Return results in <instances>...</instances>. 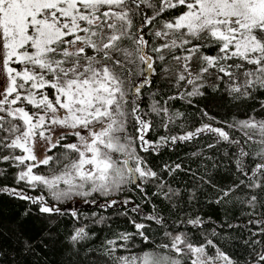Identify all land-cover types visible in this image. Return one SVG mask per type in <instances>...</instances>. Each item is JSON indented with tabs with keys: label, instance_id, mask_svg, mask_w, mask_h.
Returning a JSON list of instances; mask_svg holds the SVG:
<instances>
[{
	"label": "snow or ice",
	"instance_id": "obj_1",
	"mask_svg": "<svg viewBox=\"0 0 264 264\" xmlns=\"http://www.w3.org/2000/svg\"><path fill=\"white\" fill-rule=\"evenodd\" d=\"M170 11L178 14L163 18ZM205 49H214L215 54ZM213 76L217 83H209ZM157 77L174 81L178 90L186 86L191 90L177 91L163 103L155 98L159 90L150 91L152 100L145 111L143 89H151ZM221 83L235 101L256 99V93L264 92V0H0V151H8L0 161H11L17 168L23 165L16 184L25 183L41 194L32 196L8 186L0 187V193L36 205L41 214H70L73 219L79 218L72 207L76 198L105 209L128 205L130 198L111 197L129 190L147 196L145 185L150 183L159 182L153 195L171 201L179 191L167 186L141 153H158L169 141H190L207 132L218 138L217 143L235 146L237 171L247 180L220 189L222 195L215 202L244 185L261 195L240 202L249 207L248 215L262 216L256 209H264V100L247 118L225 122L238 129L243 140L232 139L212 124L156 141L146 138L155 130L152 115L164 121L165 129L184 116L173 112L169 101L193 105V97L205 94L202 89L216 91ZM54 128L61 130L55 139L45 134ZM37 137L50 145L48 151H64L41 155L36 151ZM17 149L23 154H14ZM246 158L253 167H248ZM41 165L48 167V175L33 171ZM164 170L171 174L182 169L175 164ZM100 197L103 203H98ZM132 210L137 212L139 205ZM146 219L164 226L158 215ZM132 223L135 231L118 237L124 243L108 241L114 245L106 253L112 264H264V243L259 239L264 236V219L247 222L255 230L249 229L251 236L244 241L250 252L243 262L230 258L211 239L197 245L183 233L165 230L168 242L154 244L145 234L148 225ZM187 223L197 226L204 221L197 217ZM212 234L217 235L215 229ZM87 237L85 228L79 227L66 242L75 250ZM136 237L142 245L154 246L133 252ZM55 238L49 229L39 244L46 248L44 240ZM18 244L23 253L37 248L36 241L22 234ZM117 249L130 254L116 255ZM4 255L0 248V261Z\"/></svg>",
	"mask_w": 264,
	"mask_h": 264
},
{
	"label": "trees",
	"instance_id": "obj_2",
	"mask_svg": "<svg viewBox=\"0 0 264 264\" xmlns=\"http://www.w3.org/2000/svg\"><path fill=\"white\" fill-rule=\"evenodd\" d=\"M148 14L151 15V10L148 11ZM176 14L178 13L170 11L165 13L163 18H170ZM151 27L150 25L149 28ZM160 42L156 41V43ZM204 51L209 55L215 54L214 49H205ZM193 67L195 68L196 65L193 64ZM209 83H217L215 76L211 77ZM173 84L174 81L155 78L151 89L148 87L143 89L144 97L141 107L145 111L148 110L152 100L150 91L159 90L160 94L155 98L163 103L167 97L176 94L177 91L191 90V86L178 90ZM202 91L205 93L203 96L192 98L193 105L180 99L168 102V106L173 112H182L184 116L178 118L175 123L169 124L167 129L162 127L164 121L161 118L152 115L150 118L155 130L150 132L146 138L156 141L160 137L179 136L189 131H195L203 124H212L213 127L223 128L229 132L232 139L243 140L240 131L229 128L225 122L232 123L234 120L245 119L248 115L253 114V109L259 111L260 101L264 100V92L256 93V99L235 101L224 92L222 83L219 90L214 91L211 87H206ZM201 110L207 111L209 116L215 117V120L204 116ZM71 139L69 137L64 142H69ZM217 139L215 135L205 132L190 141H178L175 144L169 141L160 148L158 153H141L145 156L149 166L160 174L167 186H170L173 191H179L180 195L173 197L171 201L164 198L163 195H153L157 191L159 182L150 183L145 185L147 196H144L139 190H129L111 197L119 201L130 198L132 202L128 205L121 204L105 209L95 204H85L83 200L76 198L72 207L78 210L79 218L73 219L70 214L63 217H50L41 214L36 205L9 194L0 193V248L5 253L0 264H112L106 253L114 245H110L108 241H115L117 245L124 243L118 237L121 233L135 231L133 220L136 223L148 225L145 234L154 244L168 242V238L163 235L165 230L173 235L183 233L197 245L205 243L206 239H211L230 258L243 262L250 252L244 241L251 236L249 229L255 230V226L249 225L247 222L250 219H264V215H248L249 207L240 201L247 200L253 194L259 196L261 193L260 190L253 193L241 185L221 203L215 202L217 197L222 195L220 189L227 190L239 183L240 180H246V177L242 176L236 168L235 146H230L222 140L217 143ZM209 144H215V147L209 148ZM254 149L255 146H252V150ZM63 151L62 148H56L47 151V153L53 155ZM7 154V150L0 151V155ZM14 154L21 155L23 153L17 149ZM175 164H180L182 170L171 174L164 170L166 165L174 168ZM246 164L248 167L254 166V162H248L247 158ZM23 167L21 165L20 168H17L11 161H0V187L21 188L33 194H41L39 189L32 191L25 183L16 184V174ZM33 171L49 174L48 167L43 165ZM205 181H210V183ZM212 185L216 187L213 188ZM193 193L195 198L190 199ZM44 195L50 203H54L46 192ZM103 202L104 198L100 197L98 203ZM136 205H139V210L134 212L132 209ZM60 206L67 207V205ZM28 209H31V212L25 216L24 213ZM256 211L264 213V209L259 207ZM148 215L161 217L164 226L147 220L146 216ZM101 217L104 218L103 222L97 223ZM197 217L204 221L202 225L193 226L187 223L189 219ZM79 227L85 228L88 237L76 244L75 250H71V246L66 242V237ZM49 229L56 238L54 241L44 240V243L48 245L45 248L39 244V241ZM213 229L217 235L212 234ZM21 234L37 242L34 252H21L18 244ZM256 238L253 237V239ZM259 239L264 243V236ZM135 244L136 247L132 251L137 253L142 249L154 246L153 244L142 245L140 237L135 238ZM209 251L214 253L211 248ZM127 254L130 253L125 249H117L116 255Z\"/></svg>",
	"mask_w": 264,
	"mask_h": 264
},
{
	"label": "rangeland",
	"instance_id": "obj_3",
	"mask_svg": "<svg viewBox=\"0 0 264 264\" xmlns=\"http://www.w3.org/2000/svg\"><path fill=\"white\" fill-rule=\"evenodd\" d=\"M60 132H61V130L59 128H54L51 133L46 132L45 134L46 135L50 134L55 139L56 136ZM35 143H36V151L37 152H39L41 155H48V153H47L48 150L47 149L50 147V145L47 142H45V141L39 139V137H37L36 140H35ZM25 192L28 193L29 195H32V196H36L37 195V194H33V193L29 192V191H25Z\"/></svg>",
	"mask_w": 264,
	"mask_h": 264
}]
</instances>
